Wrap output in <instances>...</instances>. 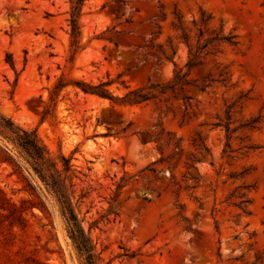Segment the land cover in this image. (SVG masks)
<instances>
[{
  "label": "rangeland",
  "instance_id": "rangeland-1",
  "mask_svg": "<svg viewBox=\"0 0 264 264\" xmlns=\"http://www.w3.org/2000/svg\"><path fill=\"white\" fill-rule=\"evenodd\" d=\"M71 1L0 0V113L71 157L99 263L264 264V0H86L77 46ZM179 68L192 85L120 100ZM24 185L0 164L12 203ZM42 197L55 228L26 211L0 230V264H81Z\"/></svg>",
  "mask_w": 264,
  "mask_h": 264
},
{
  "label": "trees",
  "instance_id": "trees-1",
  "mask_svg": "<svg viewBox=\"0 0 264 264\" xmlns=\"http://www.w3.org/2000/svg\"><path fill=\"white\" fill-rule=\"evenodd\" d=\"M86 0L71 1L70 38L72 44L77 46L80 41L81 31L79 18L81 9ZM6 62L12 67L13 58L6 55ZM192 68V59L186 64ZM179 68L173 80L166 85H157L133 90L124 95L120 100L129 104H141L174 91L175 87L183 90L184 85H192L194 81L188 79L189 74H182ZM85 93L95 94L105 99L116 100L107 90L109 83L96 86L78 83ZM56 86V90L61 87ZM47 111H45L46 113ZM257 119L248 122L247 126L256 128ZM0 164L11 169L25 185L29 194L28 199L19 204L12 203L0 188V230L3 227H26L24 218L26 211L38 209L42 212L48 224L54 229L53 212L42 196L50 197L57 208L68 238L77 250L81 264H100L95 252V246L89 234L84 230L72 201L75 169L71 157L65 155L54 156L35 130L20 127L10 118L0 113Z\"/></svg>",
  "mask_w": 264,
  "mask_h": 264
}]
</instances>
